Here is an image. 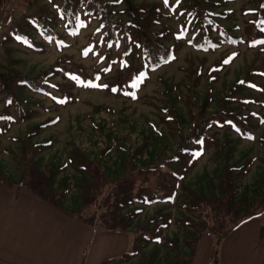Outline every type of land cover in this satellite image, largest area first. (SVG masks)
I'll return each instance as SVG.
<instances>
[{
    "label": "rangeland",
    "instance_id": "374dc122",
    "mask_svg": "<svg viewBox=\"0 0 264 264\" xmlns=\"http://www.w3.org/2000/svg\"><path fill=\"white\" fill-rule=\"evenodd\" d=\"M101 1L113 20L130 23V51L122 29L107 41L97 12L85 15L82 6L71 23L61 13L64 0L15 1V22L0 33V183L20 180L27 142L30 163L49 175L48 189L62 195L66 211L77 210L95 190L88 162L111 181L130 167L141 187V168L170 157L199 110L221 108L235 123L213 126L200 153L191 154L189 143V151L155 169L171 198L121 211L133 249L140 246L124 264H174L190 256L189 238L198 231L191 222L205 220L189 190L216 199L230 193L192 259L202 262L210 250L212 264H264V0ZM36 12L54 37L29 22ZM150 14L174 57L147 68L136 88L134 73L145 66L139 25ZM15 72L33 76L36 86ZM88 79L96 84L87 86Z\"/></svg>",
    "mask_w": 264,
    "mask_h": 264
},
{
    "label": "trees",
    "instance_id": "16d2710c",
    "mask_svg": "<svg viewBox=\"0 0 264 264\" xmlns=\"http://www.w3.org/2000/svg\"><path fill=\"white\" fill-rule=\"evenodd\" d=\"M83 8V13L85 15L97 12L102 16V24L108 26L106 31V39L108 42H114L117 37V29H122L125 35L126 48L130 51L131 37L128 35V28L130 23H121L120 21L113 20L107 12L106 4L101 0H64L61 13L66 19L72 23L73 20H78L80 17L81 7ZM190 4H187L186 9H190ZM194 9L190 10V13ZM36 15H30L28 17L29 22L36 28L44 37H54L53 30L50 28L46 21V17L43 13L36 12ZM202 15L204 13H201ZM152 15L144 19L145 24L139 25L142 29L141 38V49L145 60V66L138 69L134 73V78L132 80L136 88L142 83L145 76H147V68H156L161 62H168L173 59L174 54L171 49L166 48L159 40L157 35V30L153 21ZM192 17H197L198 14H191ZM20 35H25L24 30L19 29ZM16 78H18L23 84L28 85L33 88L36 84L32 81L33 76H22L15 72ZM44 74H40V76ZM133 75V74H132ZM95 83V82H94ZM91 79L86 80V85H94ZM96 84V83H95ZM2 83L0 82V88ZM8 97V96H7ZM226 112L223 109H219L216 112L204 114L199 110L193 120V125L187 135H182L178 149L168 158L162 157L157 163V167L161 164H167L169 161L176 158L180 152L189 151L187 146L189 143H194L195 148L190 150V153L196 155L200 153V146L209 137L210 129L215 125H222L224 123H235L232 118V114ZM237 116V115H236ZM235 116V117H236ZM238 118V117H236ZM30 147L27 142H24L23 146V157L19 163V169L21 171V178L19 181L11 182H1L0 184H7L10 186L19 185L26 186L34 192L38 193L40 196L44 197L46 200L51 201L56 206L66 211L60 203L62 198L61 194L55 191H50L48 189L49 185V175L46 172H40L30 163L29 157ZM87 167V168H86ZM85 169L93 170V174L96 177V184L94 193L88 191V199L84 204L77 210L71 212L66 211L71 216H74L92 226L104 225L108 230L111 231H124L128 232L131 229L128 226L127 216H122L120 213L123 209L128 208L131 204L139 202L142 204H151L154 201L167 200L170 199L172 194L163 192L162 185H158L159 180L162 178L164 173L161 171L159 174L155 173L157 167H145L141 168V174L137 175L140 177L143 185L141 187L135 186V176L133 175V170L127 167V175L121 180L111 181L105 173H103L100 168L95 166L93 161L88 162ZM157 174V175H156ZM158 179L157 183L154 182V178ZM169 180L167 181L168 185ZM193 197V204L197 211H199L200 216L205 220L203 226L191 222V224L196 228L195 233L192 234L193 238H189L190 245L192 246V253L187 256L184 260H179L174 264H189L197 246V240L205 231L210 227L211 220L220 215V212H224L226 206L228 205L229 192H225V196L221 199L208 198L202 196L197 192L189 190ZM168 201V200H167ZM94 210V211H93ZM132 213L129 211V214ZM225 213V212H224ZM198 233V234H197ZM199 235V236H198ZM138 249H133L131 252H139ZM135 253H130L124 256L123 261L129 260ZM213 260V257H212ZM213 264H217L215 261Z\"/></svg>",
    "mask_w": 264,
    "mask_h": 264
},
{
    "label": "crops",
    "instance_id": "0c3cea01",
    "mask_svg": "<svg viewBox=\"0 0 264 264\" xmlns=\"http://www.w3.org/2000/svg\"><path fill=\"white\" fill-rule=\"evenodd\" d=\"M130 233L92 226L26 186L0 184V264H124L140 254L123 261ZM189 264H212L210 250Z\"/></svg>",
    "mask_w": 264,
    "mask_h": 264
},
{
    "label": "built area",
    "instance_id": "2783aa9c",
    "mask_svg": "<svg viewBox=\"0 0 264 264\" xmlns=\"http://www.w3.org/2000/svg\"><path fill=\"white\" fill-rule=\"evenodd\" d=\"M16 0H0V33L11 28L15 22Z\"/></svg>",
    "mask_w": 264,
    "mask_h": 264
},
{
    "label": "snow or ice",
    "instance_id": "6c2138e0",
    "mask_svg": "<svg viewBox=\"0 0 264 264\" xmlns=\"http://www.w3.org/2000/svg\"><path fill=\"white\" fill-rule=\"evenodd\" d=\"M133 86H135V85H133Z\"/></svg>",
    "mask_w": 264,
    "mask_h": 264
}]
</instances>
